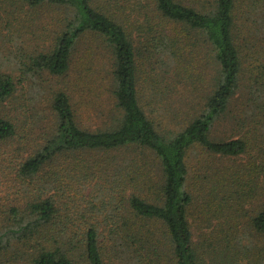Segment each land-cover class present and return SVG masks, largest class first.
<instances>
[{"label":"trees","instance_id":"1","mask_svg":"<svg viewBox=\"0 0 264 264\" xmlns=\"http://www.w3.org/2000/svg\"><path fill=\"white\" fill-rule=\"evenodd\" d=\"M40 10L51 40L0 56V108L15 69L33 82L77 62L105 75L110 121L85 126L65 88L43 132L37 112L0 117V144L41 137L10 179L26 196L0 212V264H264V0H0V30ZM194 155L214 163L204 179Z\"/></svg>","mask_w":264,"mask_h":264},{"label":"rangeland","instance_id":"2","mask_svg":"<svg viewBox=\"0 0 264 264\" xmlns=\"http://www.w3.org/2000/svg\"><path fill=\"white\" fill-rule=\"evenodd\" d=\"M36 15H38L39 18L35 19ZM21 16H23V19L28 22H24L23 25L18 26V24L22 21H14L11 23L10 29L7 27L2 29L1 26L0 56H8V50L14 54H11V56H15L17 53L31 52L33 47L40 50L46 48L49 40H51V32L54 29V26H52V24L51 26L49 25L51 22L48 18V11L40 10L33 16H29L27 13L26 15L22 14ZM86 39L81 42L75 54L76 61L80 60L79 57L81 56L94 55L92 54L93 51L91 52L88 49L90 46L94 45V41L90 37H87ZM15 46H22L25 48L15 51ZM90 48L94 49V46ZM99 65H101V63H98L96 67ZM103 67L104 62L102 63V68ZM196 67L197 68L194 69L195 74H198L199 72L209 73V67L206 69L198 65ZM79 68H81V70ZM84 68L79 67L76 62L66 78H57L48 74H41L40 76H35L36 79L33 82L30 81L31 77L25 75V72L20 69H15L13 74L15 75V81L17 83L16 99L14 101H10L9 104L5 103L3 106L4 108H0V117L3 115L12 117L11 120L16 126L20 125V123L22 124L24 120H26L27 122H30L28 125L30 126L32 123L31 119H37L35 118V112H37V114L42 118V122H40L38 126V132H43L47 126L45 118L49 109V105L47 104L48 96L52 91L65 88L69 92L71 90L73 105L75 106L76 112L79 118H81L83 124L89 128L103 126L105 123L110 121L109 110L112 105L107 87L104 86L107 83L104 79L105 75L103 76L100 71L96 70L95 66L93 67V70L89 71H87V67ZM35 83H38L39 89L35 88ZM32 102L36 104L35 110H32L30 106ZM231 111L233 114L232 109ZM223 125L226 126L225 124ZM221 127H219L220 131L223 130ZM38 136V133L36 134L30 131L26 134L25 138L19 137L11 142L0 144V212L11 206H15L13 204L18 205L16 207L23 208L26 194L24 192L17 193L14 190L15 187L13 185V180L10 179L12 176L15 178L14 174L17 168V160L24 156L28 151L30 152L32 150L31 148L35 142L41 139V137L37 138ZM195 157L198 160L203 156L202 154L201 157L194 155V168L192 172L195 171V173H199V176H202L204 179V175L209 174L211 171L208 168L215 169L214 163H211L210 161H203L201 164H198ZM9 186L10 189H8ZM76 187L77 186L74 188L76 191L71 195L77 196L78 190H80L81 187H79L78 190ZM204 189L205 186L203 187V190ZM87 192L89 191L87 190L82 193L84 197L80 198L81 194L79 195L78 201L82 203V205L88 199V196H86ZM67 194H70L69 191H67ZM69 205L72 207L71 204ZM85 205H87V203ZM71 211H75V209L72 208ZM212 224H214V222ZM205 226L206 225L204 224L198 225L199 230L194 229L195 227L193 228L195 230L194 236L196 241L199 240V237L196 236H198L201 231H207L205 230ZM18 258V256H13V258H10L5 264H21L22 262L18 260Z\"/></svg>","mask_w":264,"mask_h":264}]
</instances>
